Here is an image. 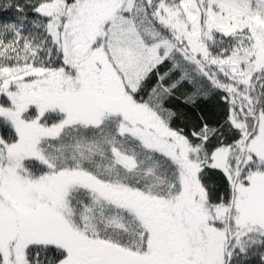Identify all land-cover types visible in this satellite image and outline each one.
Masks as SVG:
<instances>
[{"label":"snow or ice","instance_id":"obj_1","mask_svg":"<svg viewBox=\"0 0 264 264\" xmlns=\"http://www.w3.org/2000/svg\"><path fill=\"white\" fill-rule=\"evenodd\" d=\"M0 264H264V0H0Z\"/></svg>","mask_w":264,"mask_h":264}]
</instances>
